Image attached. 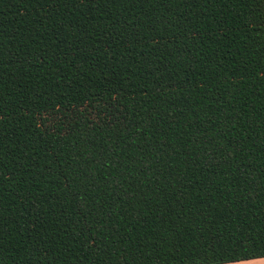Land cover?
I'll return each instance as SVG.
<instances>
[{
  "label": "trees",
  "instance_id": "trees-1",
  "mask_svg": "<svg viewBox=\"0 0 264 264\" xmlns=\"http://www.w3.org/2000/svg\"><path fill=\"white\" fill-rule=\"evenodd\" d=\"M264 258V0H0V264Z\"/></svg>",
  "mask_w": 264,
  "mask_h": 264
},
{
  "label": "crops",
  "instance_id": "crops-1",
  "mask_svg": "<svg viewBox=\"0 0 264 264\" xmlns=\"http://www.w3.org/2000/svg\"><path fill=\"white\" fill-rule=\"evenodd\" d=\"M227 264H264V258L240 261L235 263H227Z\"/></svg>",
  "mask_w": 264,
  "mask_h": 264
}]
</instances>
